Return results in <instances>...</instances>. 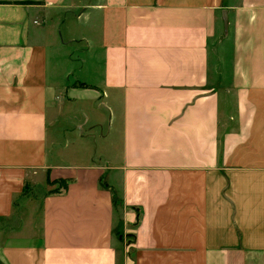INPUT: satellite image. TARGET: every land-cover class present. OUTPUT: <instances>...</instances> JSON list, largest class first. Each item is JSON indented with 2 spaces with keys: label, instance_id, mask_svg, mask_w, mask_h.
<instances>
[{
  "label": "crops",
  "instance_id": "0c3cea01",
  "mask_svg": "<svg viewBox=\"0 0 264 264\" xmlns=\"http://www.w3.org/2000/svg\"><path fill=\"white\" fill-rule=\"evenodd\" d=\"M0 264H264V0H0Z\"/></svg>",
  "mask_w": 264,
  "mask_h": 264
},
{
  "label": "rangeland",
  "instance_id": "374dc122",
  "mask_svg": "<svg viewBox=\"0 0 264 264\" xmlns=\"http://www.w3.org/2000/svg\"><path fill=\"white\" fill-rule=\"evenodd\" d=\"M97 105V102H95L94 104H93V106L95 107ZM101 111H103V112H105L106 110L103 108ZM65 128L66 127H68L69 126V128H68V130H70V132H77V131H79L78 130V128H76L75 127V124H73V122H71V121H69L68 123H67V120H65L64 121V123L62 124ZM82 126V125H81ZM105 127H106V122H105V125H104ZM86 127V126H85ZM84 128V127H83ZM53 129H57V126L56 127H53ZM86 129H87V127H86ZM97 133H95V132H92L91 134H90V136H88V137H85V140L86 139H88L89 141H91V146H92V148H93V146H95L96 145V142H97V140H99L98 139V137H97V135H98V133H99V131L101 130V128L100 127H97ZM61 132V131H60ZM76 134V133H75ZM72 142V141H71ZM99 144V143H98ZM76 146V143H75V141H74V143L72 142L71 143V146H69L70 148L69 149H74V147Z\"/></svg>",
  "mask_w": 264,
  "mask_h": 264
}]
</instances>
